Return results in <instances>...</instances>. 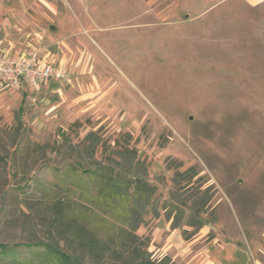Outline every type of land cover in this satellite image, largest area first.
Here are the masks:
<instances>
[{"label": "rangeland", "instance_id": "1", "mask_svg": "<svg viewBox=\"0 0 264 264\" xmlns=\"http://www.w3.org/2000/svg\"><path fill=\"white\" fill-rule=\"evenodd\" d=\"M33 49L66 75L0 90V244L47 239L40 184L90 166L94 132L98 160L134 150L158 187L137 231L152 261L264 264V1L0 0V50ZM189 169L180 195L211 186V213L173 229Z\"/></svg>", "mask_w": 264, "mask_h": 264}, {"label": "trees", "instance_id": "2", "mask_svg": "<svg viewBox=\"0 0 264 264\" xmlns=\"http://www.w3.org/2000/svg\"><path fill=\"white\" fill-rule=\"evenodd\" d=\"M85 140L88 144L82 153L93 160L90 166L80 161L82 172L67 171L55 188L40 184L43 211L39 218L47 239L0 244V264H175L170 257L152 261L147 251L150 239L137 235L158 193L157 185L146 179L144 161L129 148L117 151V157L110 154L98 160L96 153L105 144L101 145L94 132ZM4 158L0 155V163ZM197 175L189 169L173 179L179 191L163 204L173 229L184 221L197 230L208 224L205 217L211 213L213 188H195L191 200L180 195L181 189H193L190 180ZM152 211L160 216L156 205Z\"/></svg>", "mask_w": 264, "mask_h": 264}, {"label": "built area", "instance_id": "3", "mask_svg": "<svg viewBox=\"0 0 264 264\" xmlns=\"http://www.w3.org/2000/svg\"><path fill=\"white\" fill-rule=\"evenodd\" d=\"M66 75L64 66L47 60L38 50L27 51L15 57L8 51L0 50V90L39 89L51 79Z\"/></svg>", "mask_w": 264, "mask_h": 264}, {"label": "crops", "instance_id": "4", "mask_svg": "<svg viewBox=\"0 0 264 264\" xmlns=\"http://www.w3.org/2000/svg\"><path fill=\"white\" fill-rule=\"evenodd\" d=\"M248 1L249 3H253V4H258V3H261V1H264V0H246Z\"/></svg>", "mask_w": 264, "mask_h": 264}]
</instances>
